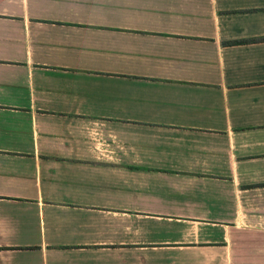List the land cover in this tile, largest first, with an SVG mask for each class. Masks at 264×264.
I'll return each mask as SVG.
<instances>
[{"label":"crops","instance_id":"1","mask_svg":"<svg viewBox=\"0 0 264 264\" xmlns=\"http://www.w3.org/2000/svg\"><path fill=\"white\" fill-rule=\"evenodd\" d=\"M0 264H264V0H0Z\"/></svg>","mask_w":264,"mask_h":264},{"label":"trees","instance_id":"2","mask_svg":"<svg viewBox=\"0 0 264 264\" xmlns=\"http://www.w3.org/2000/svg\"><path fill=\"white\" fill-rule=\"evenodd\" d=\"M254 40V38H251V39H246V40H241V41H232V42H230L231 44H243V43H247V42H249V41H253Z\"/></svg>","mask_w":264,"mask_h":264}]
</instances>
